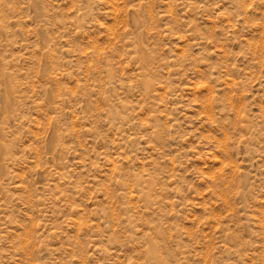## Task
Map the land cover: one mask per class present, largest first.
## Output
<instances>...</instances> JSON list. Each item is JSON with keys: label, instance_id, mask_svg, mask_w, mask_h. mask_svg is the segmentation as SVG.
I'll return each instance as SVG.
<instances>
[{"label": "rangeland", "instance_id": "374dc122", "mask_svg": "<svg viewBox=\"0 0 264 264\" xmlns=\"http://www.w3.org/2000/svg\"><path fill=\"white\" fill-rule=\"evenodd\" d=\"M0 264H264V0H0Z\"/></svg>", "mask_w": 264, "mask_h": 264}]
</instances>
